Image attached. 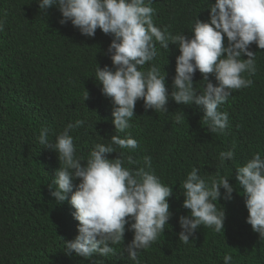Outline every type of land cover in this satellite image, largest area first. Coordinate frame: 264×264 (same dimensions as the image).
<instances>
[{
  "label": "trees",
  "instance_id": "trees-1",
  "mask_svg": "<svg viewBox=\"0 0 264 264\" xmlns=\"http://www.w3.org/2000/svg\"><path fill=\"white\" fill-rule=\"evenodd\" d=\"M38 3L0 0V264H137L126 250L134 238L132 220L123 242L109 244L114 255L94 254L85 259L65 251L64 241L76 238L79 222L67 200L57 203L50 194L48 185L60 162L56 151L40 144L39 135L48 128L49 141L54 143L77 120L84 123L69 135L82 164L95 145L111 146L115 152L107 154L108 158H120L129 169L146 167L143 158L151 157L155 175L172 187L168 198L172 216L157 240L147 250H138L139 264H225V255L232 256L230 264H264V237L246 222V197L235 178L237 169L255 154L264 159V49L255 43L249 48L255 52L256 72L243 75L253 84L233 90L219 106V111L228 113L227 128L221 133L210 131L202 106L177 104L171 98L180 52L176 45L164 49L157 42L154 60L139 70L147 72L155 65L166 75L168 111L145 110L143 100H138L131 126L116 132L113 102L96 81L98 65L112 67L107 50L114 37L100 29L94 37L84 36L70 21L59 23L62 14L57 6L42 12ZM145 3L155 9L156 27L191 38L196 18L210 22L215 0ZM193 80L197 93L203 94L207 82L198 70ZM209 80L218 85L214 75ZM86 90L89 99L84 100ZM177 115L184 116L179 123ZM115 134L137 140L138 148L114 145L110 137ZM227 151H233L234 157L221 163L220 153ZM128 156L137 163L129 164ZM193 168L199 169L198 175L209 186L212 178H228L234 191L232 199L226 200L221 187V197L213 201L218 211L225 210L224 233L201 225L185 244L179 240V217L190 215L183 207V184ZM79 182L73 180L74 191Z\"/></svg>",
  "mask_w": 264,
  "mask_h": 264
},
{
  "label": "clouds",
  "instance_id": "clouds-1",
  "mask_svg": "<svg viewBox=\"0 0 264 264\" xmlns=\"http://www.w3.org/2000/svg\"><path fill=\"white\" fill-rule=\"evenodd\" d=\"M38 4L42 12L57 6L62 14L59 23L70 21L84 36L94 37L100 29L105 35L114 37L107 50L112 67L98 65L96 81L102 85V94L113 102L116 132L131 126L129 121L135 116L138 100H143L145 110L168 111L166 75L162 76L155 65L147 72L139 70L154 60L157 42L164 49H169L170 44L176 45L180 52L176 57L171 98L177 104L202 106L210 131L221 133L227 128L228 113L219 111V106L227 101L233 90L253 84L243 75L256 72L255 52L249 48L255 43L259 49H264V0H215L210 8V22L196 18L191 38L185 34L172 35L166 28L162 31L156 27L155 9L145 0H39ZM197 70L207 82L203 94H198L194 87L193 77ZM210 75L215 76L218 85L209 80ZM87 99L86 90L84 100ZM183 119L182 115L176 116L178 123ZM83 123L77 120L75 124H68L55 137L54 143L49 141L48 128H43L39 135L40 144L56 151L60 162L55 178L48 185L50 194L57 203L67 200L75 209L73 216L79 222L76 238L64 241L65 251L85 259L94 254L114 255V248L109 244L123 242L126 225L132 220L130 230L134 238L126 250L130 259L139 264L138 250H147L165 231L172 216L168 202L172 187L163 185L155 175L151 157L143 158L146 167L129 169L123 166L120 158H108L107 154L115 152L111 146L95 145L86 164H82V160L76 158L69 131ZM110 139L122 149L134 150L139 146L133 138L115 134ZM233 157V151L220 153L221 163ZM127 161L137 163L132 156H128ZM198 171L193 168L183 184V207L190 210V215L179 217L182 229L179 240L185 244L201 225L214 226L216 232L224 233L225 210L218 211L213 201L221 197V187L225 189L226 200L232 199L234 191L228 178H212L209 186ZM235 178L246 197V222L264 237V159L259 153L255 154L237 169ZM74 179L80 181L75 191ZM231 260V255H225V264H230Z\"/></svg>",
  "mask_w": 264,
  "mask_h": 264
}]
</instances>
